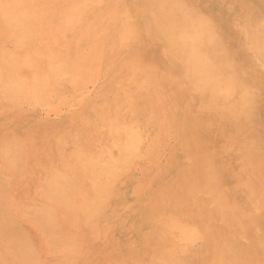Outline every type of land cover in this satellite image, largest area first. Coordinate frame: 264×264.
I'll use <instances>...</instances> for the list:
<instances>
[{
    "label": "bare ground",
    "instance_id": "6f19581e",
    "mask_svg": "<svg viewBox=\"0 0 264 264\" xmlns=\"http://www.w3.org/2000/svg\"><path fill=\"white\" fill-rule=\"evenodd\" d=\"M193 5L194 0H0V33L21 37L23 31H31L35 16L41 21L37 36L43 39L48 30L57 34V41L67 32L76 35L70 56H62L53 43V48L45 49L42 65L25 60L29 50L23 53L25 59L18 57L29 62L24 63L29 67L27 79L17 75L22 66L8 61L13 56L2 62V55L0 94L7 92L13 99L26 96L28 103L37 100L50 107L47 97L61 83L66 91L59 95L78 100L80 122L75 132L52 140L51 149L64 158L66 167L63 173H48L52 186L50 196L45 193L44 197L53 202L30 206L35 210L29 212L33 214L31 228L13 223L12 213L4 211L11 222L5 221L0 235L16 248L0 244V251L5 250L0 254L1 264L6 261L1 257L4 253L11 257L18 252V259L13 256L18 262L13 257L8 262L45 264L47 256L42 259L40 255L47 254L45 236L74 228L84 235L99 229L100 238L109 243L115 236L121 242L123 237L138 244L141 239L154 242L152 264H264V188L259 181L264 179V105L256 96L257 91L264 92V15L250 4L252 8L243 7L245 11L238 15L230 13L225 27L224 12L218 7V12H207L193 10ZM143 33L165 50L163 70L144 62L139 52ZM23 37L19 42L27 41ZM13 45L12 49L20 46ZM90 84L94 89L84 96ZM221 117L229 126L219 123ZM217 137L223 138L222 145L212 149L211 141ZM179 150L186 152L185 160L180 159ZM18 152L14 157L17 171L24 164ZM225 155L234 157L238 167L230 192L218 168L221 163L217 164ZM227 174L230 181L232 173ZM2 203L4 210H11L6 200ZM56 238H48L57 245L49 247L52 251L47 248L52 256L62 254L61 250L79 255L98 251L92 243L89 249L87 240L81 243L67 237L66 241L65 237L61 243ZM198 241L202 246L195 248ZM73 256L72 261L64 258L70 263H63L62 258L60 264L80 263L78 255Z\"/></svg>",
    "mask_w": 264,
    "mask_h": 264
},
{
    "label": "rangeland",
    "instance_id": "374dc122",
    "mask_svg": "<svg viewBox=\"0 0 264 264\" xmlns=\"http://www.w3.org/2000/svg\"><path fill=\"white\" fill-rule=\"evenodd\" d=\"M138 1H140V0H138ZM206 1H208V0H205V1L204 0H194V5L193 6H196V5L197 6L194 7V8H193V6H191V7H192L193 10H196V11H201V10L206 11V10H208L207 12H209V11L218 12L220 10V11L224 12L223 13V16H222L224 18H222L221 21H222V23H223V25L225 27H226L225 24L227 22H228L227 24H229V21H230L229 19L231 17V14H232V16L238 15L241 12H244L245 9H246V7H251V5H253V4H254L253 5V8L255 9V7H256L257 11H259L260 13L262 12L261 14L264 15V0H250V1L249 0H243L244 3L242 2L241 5H240V2L242 0H236V1H238V3L235 2L236 5L233 3L236 6V8H235V6H233V7L231 6L232 8L230 7V5L232 4V1L234 2V0H227V1L226 0H223L224 2H219L217 0L216 1L215 0H209L208 2H206ZM205 2H206V4H205ZM226 2H228V3H226ZM39 4H41V2H39ZM211 4H213V5H211ZM243 4H244V6H243ZM38 5H35L34 8L38 7ZM216 5H219V6H216ZM227 5H229V7L232 10L231 9L229 10ZM198 6L200 8H198ZM237 6H239V7L241 6V7L239 8ZM216 7H218L219 10ZM222 7H224V8H222ZM226 7H227L228 10L226 9ZM243 7H245V9ZM221 9H223V10H221ZM239 9H240V11H239ZM233 10H235V11H233ZM229 14H230V17H229ZM32 19H31L32 22H31V26L30 27H32L34 29L30 28L31 31L29 29H27L28 32L26 30H25L26 32H24V31L22 32V33H24V34L32 37L31 38L32 41L29 40L30 37H28V36H27L28 39H26V37H25L26 35L23 37L22 35H24V34H21V37L19 35H16L15 33L12 34V35H14L13 39L15 38L13 40L12 38H9V36L11 37L12 35H10V34L9 35H6V34H3V33H0V48L2 49V50L0 49V56H1L0 63L8 60L9 58L11 59L12 56H13V59L8 60V61L13 62V60H14V63L18 66V68L20 66H22L21 67V70L18 69L17 75L18 76H22L25 79H27V76H28V71H29L28 69H29V67L27 65L29 64V62H27V61L26 62L25 61L22 62V60L25 59V58H23L24 55H26V58H27L25 60H28V59L29 60H32V61L33 60H36V61H38L40 63V65H42V60H43L42 57L44 58V56H45L44 54L46 53V50L45 49L48 50L49 49L48 46L52 47L53 43H54V45H53L54 46V49L57 50L62 56H70L71 55L70 53L73 54V49L75 50V48H73V47H76V41H75V39H76L75 36L76 35H75V33L73 31L71 33H69V32H67L66 34L64 33L65 35H62V38H60L59 41H57L58 39L57 40H54V36L57 35V34L56 33H53L51 30H48L46 32V34L44 35L45 39H43V35L38 34V36H37V33H40V26H41L40 19L35 18V16L32 17ZM35 20H36V22H35ZM37 23H40V24H38V26H36ZM34 26L37 27V28H35ZM38 28H39V30H38ZM48 32H49L50 35H48ZM223 32L224 33H228V29L223 30ZM31 34L32 35L34 34V35L32 36ZM70 36L72 37V40H71V37ZM22 37H23V39L25 38L24 40H27V41H25L26 44H25V42L24 43L23 42L22 43L19 42V40L22 41ZM46 37H47V40H46ZM35 38H36V40H34ZM68 38L71 41L68 40ZM8 40L9 41L10 40L13 41V44H15V47H16V45L19 46V44H20V46L19 47H16L17 49H12V48H14V45L11 43V41L9 42ZM9 43L12 44V46ZM61 43H64V44H61ZM21 44H23V45H21ZM56 45L58 47H56ZM68 45L69 46H72V47L69 48ZM158 45L159 44H157V43H155L153 41V39L151 38V36H149L146 33H143L142 40H141L140 45H139V47H140L139 52H140L141 56L143 57L144 62L149 63L151 61L150 63L153 62L154 64L160 66L162 68V70H163L164 67L161 66V65H163V61H165V59H166L165 58L166 57V53H165V50L159 48ZM23 47H25V48H23ZM42 47H43V49H42ZM44 47H46V48H44ZM64 48L67 49L68 51L67 50H65V51L62 50ZM71 48H73V49H71ZM28 50H29V52H27ZM2 51H5L6 53L3 52L4 53L3 54V53H1ZM24 52H27L28 55L27 54H24L23 55ZM38 53L40 55H42V56H40ZM2 55L5 56V57H7V58L4 57V59H3ZM27 56L28 57L30 56L31 59L28 58ZM18 57H22L21 58L22 60L20 58H18ZM40 58H41V60H40ZM2 59H3V61L1 62ZM17 59H18V61H17ZM22 63H23V65H22ZM24 63L27 64L26 66L28 67V69L26 68V66L24 65ZM1 76H3V74H2V71L0 69V80L2 82L3 81L2 79L4 77L2 78ZM60 84L61 83H59V84L57 83L56 89L54 91H52L49 94V96L47 97L48 100H49V102H50V105L52 104V106H50V107H49L48 104H47V107H46L42 103L37 102V100L30 101L31 103H28L29 101L26 100L28 97L26 98V96H24L25 98H23V97H20V96H16V95L14 96L13 95L16 99H19V100H17L15 102L14 100H16V99H13V97L12 98H9L12 95L10 96L7 92H1V94H0V96L1 95L3 96V100H2V98H0L1 99L0 100V105H2V106H0V178H1V181H2V184L0 183V189L2 190L0 194H2L3 191H4L5 193H8L9 194L8 195L9 197H12V198H10L11 199L10 201L8 200L9 202L12 201L11 203H9L7 201V199H9V197L7 199H5L6 198L4 196L5 194L4 195L2 194V196L0 195V203H2V201H5L6 200L7 204L9 203L8 206L12 210V211L10 209L4 210L2 208V205L0 204L1 208L3 209V211H0V227L5 226V224H6L5 221L7 222V220H8V219H6L7 218L6 217V214L7 213H5V217H4V211H6V212H11L12 214L11 213L10 214L14 216V218H13V216H11V218H13V219H11L9 217V219L13 223H15L17 221V222H19L20 226L27 227V228L28 227L31 228L30 227V223L33 220L32 219V215L33 214H30L29 213L32 210V209H30V206H31V208H34L35 206L37 208V207L41 206V205H39V206L37 205L38 202L39 203H43V202H45V203L46 202L52 203L53 202V199L52 198L47 197V196H50L49 195L50 194V188H51L50 186H52V183L49 182V181H51L50 176L52 175V173L53 174H55V173H57V174L58 173H63L65 171L66 163L64 161V158L58 152H55L54 153V151L51 149L52 140L58 138L62 134L64 135L65 132H67V134L69 135L70 133L75 132V129H79L80 128V122L78 121L79 120V117H77L78 116V113H76V112L79 111L78 110V106H77L78 100L77 99L73 100L71 96H68V98H66V97H62L61 95H59V94H61L60 92H62V91L65 92L66 91V87L64 88V85L63 84L60 85ZM0 86H2V85L0 84ZM0 89H3V88L0 87ZM93 89H94V86L92 84H90L88 86V88L86 89V91L84 93V96L86 94H88L89 92H91ZM0 91H2V90H0ZM3 91H5V90H3ZM4 93L5 94L6 93L8 94L6 98H5ZM260 93L261 94L263 93V94L260 95ZM55 95H57L58 98H56L57 96L55 97ZM256 96L259 97V99H260L259 100V104L264 105V92L257 91ZM5 99L9 102V105H8V103H6L7 101ZM9 100H11L12 102H10ZM13 101H14V104H13ZM18 101L19 102H22L23 101V102L19 104ZM39 101H41V100H39ZM15 105H16V107H14ZM19 105H22V106H19ZM41 105H43V106H41ZM9 111H11V112H9ZM262 113H264V112H262ZM222 119H223V121H222ZM225 120L226 119H224L223 117H221L219 119V123L222 122L223 125L225 124L226 126H229L228 122L225 121ZM70 130H72V131L74 130V131L71 132ZM17 139H19V140H17ZM32 139H34V140H32ZM215 139L214 140L212 139L213 141H211V145L214 144L212 149H215V147H216V149H218L220 147L221 142L223 141V138H221V137H219V138L217 137ZM10 140H12V141H10ZM8 142H9V144H8ZM10 142H11V144H10ZM33 142H34V144H33ZM21 143H23L22 145L25 144L24 147L26 149L24 147H22V150L24 152H22V150H21V152L19 151L20 148H21V146H22ZM218 143H220V144H218ZM16 144L18 146H16V148H15V145ZM8 145H10V146L8 147L9 150L7 151V146ZM31 146H33V149H29ZM16 149H18V150H16ZM15 150L17 152L19 151L18 152V155L20 157V163L21 162H22V164L24 163L22 165V168H20L21 167L20 164L18 165L19 166V169H20L19 171H17L18 167H17V165L15 164V161H14V157L17 156ZM181 151L182 150H179V157H180V159L185 160L187 158V154H186L185 151H182V152ZM19 153L21 155L25 153V156L22 157V156H20ZM182 154L183 155L185 154V158H183V155ZM56 156H57V159H56ZM21 157H22L23 161L21 160ZM222 157L225 158V159H222ZM231 157L232 156L228 157V155H225V157L224 156H221L220 161H222V162H220V161L217 162V164L218 163H221L222 164V166H221V164H219L222 169L220 168L219 165H217V166H219L218 168H219L220 173L221 174L223 173L222 176L225 177V178L223 177V182H225L224 184H227L228 185L227 187H229V189L228 188L227 189H228L229 192L232 190L231 187H234L233 186L234 183H232L233 180H234V176L236 175V177L238 178V175H237L238 172L235 171L236 168L238 169V167H237V160L235 159L236 160L235 161L234 160V157L233 158H231ZM10 158H12V159H10ZM16 159L18 160V157ZM59 162H61V170H60V168L58 170V165H59L58 163ZM228 162H230L231 164L230 163L228 164ZM7 164H10V165H7ZM225 165H227V166L225 167ZM228 165H229V167H228ZM15 167H16V169H15ZM55 167H56V169H55ZM227 170L232 173V174H230V181L228 179L229 178V175L227 174V173H230V172H228ZM232 170H234V171L232 172ZM42 172H43V175H42ZM235 172L237 174H235ZM48 173H50L51 175H48ZM46 175H48L49 177L48 176L46 177ZM232 175H233V177H232ZM41 176L43 177V179H42ZM260 176H261L260 178L263 177L262 175H260ZM236 177H235V180L237 179ZM48 178H50V179H48ZM262 180H264V179L263 178L262 179H259V181H261L260 182V185L261 186L262 185L264 186V181H262ZM46 181H48V182H46ZM5 183H6V185L8 184L7 187H5ZM44 183L45 184L47 183V184L45 185ZM43 185H45V186H43ZM47 185H48V187H46ZM263 186L261 188H264ZM43 187L44 188L46 187L45 188L46 190ZM8 189H10V190H8ZM45 193H47V196L46 197H44V195H46ZM1 197H3L2 199H5V200H2L1 201ZM17 197H18V199H17ZM15 199H17V200H15ZM13 200L15 202H13ZM40 201H42V202H40ZM12 204H14V205H12ZM1 208H0V210H1ZM5 208H6V205H5ZM1 212H3V216L1 214ZM28 213H29V215H28ZM25 214H27V215H25ZM3 217L5 218V220L2 219ZM10 220H8V221H10ZM77 229L78 228H74L73 230H71L72 232L71 231H68V230L66 231V229L65 230H60V231L54 230L57 233V235L53 231L52 233H54V234L51 233L50 236H48L49 235L48 234L47 235L48 237L45 236L44 241H42V240L39 239V242H40V244H42V242H43L44 243V247L47 246V248L49 249L50 246H51V248H53V246L54 247L57 246V245L55 246L56 242H52L53 241L52 238L55 239L56 237H60L59 240H61V239H63V238L66 237L65 240L68 241L67 240L68 239L67 237H70V238H73L72 240H74V241H76V240L78 242L81 241V243H83L84 241L86 242V240H87V245L86 246H88L89 249H90V243H92V245H93L94 248L98 249L97 253H94L92 251V254L87 253L86 251H82L83 253L80 251L79 253H82L80 255L79 254H70V252L66 251L67 255L69 257H71L70 258L71 261L73 260V258H72V257H74L73 255H75V256L78 255V257L79 256H82V257H80V259L78 257H76L77 260H79L78 262H80V263H77V262L74 261L75 264L76 263L77 264H109L107 261L110 262L112 259H113L111 261L112 263L110 262V264H114L115 260H116V264L117 263H120V262H118L119 260L121 262L122 261L124 262L122 264H128V263L129 264H138L137 262H139L140 264H142V263L143 264H146L148 262H149L148 264H152L153 262H151V261L155 260L154 259V256H152L153 254L151 255V252L153 251V249H152L153 247L152 246L153 245L155 246L154 242H151V241L150 242L149 241L147 242V241L144 240L145 242L143 243V241L141 239L140 241L138 240L140 242V244H138L137 240H134V242H135L134 243L133 242V239L131 237H123V241L124 242H121L120 240H118V238H117L118 236H115V239L116 238L117 239L116 240L114 239V240L111 241V243H109V241H105L104 238H100L101 231L99 229H97L96 232H95V234H93V235H88V234L87 235L86 234L84 235V233L82 232L81 229H78V231H77ZM257 230L259 231V228ZM57 231L60 232V233H58ZM76 232H80L81 234H77L78 235L77 236L76 235ZM99 232H100V234H99ZM35 235H37V234L35 233ZM61 236H62V238H61ZM48 238H50L52 240L51 241L49 239L50 242L53 243V245H52V243L50 245V242H49ZM70 238H69V240H71ZM128 238L130 239V241H129L130 243L127 241V240H129ZM6 239L7 238H5L3 240V236L0 235V244H1V246H3L2 248L11 245L9 243V239H8V241ZM59 240L57 239L58 242H60ZM65 240H61V243H62V241H65ZM5 241H7V242H5ZM117 241H119V243ZM146 242H147V244H146ZM141 243H142V245H141ZM109 244H111L110 249H108V247L110 246ZM148 244L150 245V248H149V245ZM99 245H100V247H99ZM11 246H14L15 247L14 244L11 245ZM201 246H202V242L201 241L200 242L199 241L196 242L195 248H200ZM14 247L11 248L12 250L9 249V251L10 250L13 251L16 248V247L15 248ZM102 247L104 249H106V250L102 249ZM47 248L45 249L46 250V253H47L46 255L45 254H40L42 256V259L45 256H47V257H45L46 260L43 259L42 263L44 261H45V264H47L48 262H49L48 264H55L56 262H57V264H60V263H62V261H64L63 263H66L67 262V261H65L64 258H66V257L69 258V257L66 255L65 251L63 253L62 250H61V253L62 254H59V252L58 253L57 252H54L56 254H53V256H52V253L53 252H50L51 253L50 254L48 252L50 249L48 250ZM2 250H4V249H1V251ZM52 250L53 249H51L50 251H52ZM145 250H146V253H145ZM147 250H149V252H147ZM1 251H0V254H2ZM6 252H7V250H6ZM14 252H15V250H14ZM19 253L20 252L15 253V255L16 254L19 255ZM4 254H7V253H4ZM3 255L1 257L3 259H6V261L2 260V261H4V262H2V264H12V263H16V262H14V261H17V260H14V257H15L14 254L11 256V257L14 256L13 259L9 255H7V256L5 255L6 257H4ZM124 255H125V257H124ZM117 256L119 257V260H118V257ZM126 256L129 258V260L127 259L128 262H127V260L124 259V258H127ZM18 257H19V261H20L21 260L20 259V256H18ZM9 258L12 259V260H14V261L11 260V262H8V261H10ZM15 258H17V257H15ZM62 258H63V260H62ZM106 259H109V260H106ZM60 260H62V261H60Z\"/></svg>",
    "mask_w": 264,
    "mask_h": 264
}]
</instances>
